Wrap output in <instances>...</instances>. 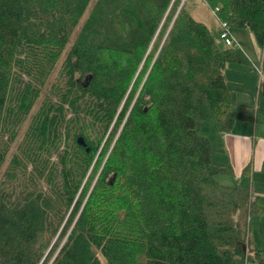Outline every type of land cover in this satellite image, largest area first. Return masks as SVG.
Returning a JSON list of instances; mask_svg holds the SVG:
<instances>
[{"label":"trees","instance_id":"trees-1","mask_svg":"<svg viewBox=\"0 0 264 264\" xmlns=\"http://www.w3.org/2000/svg\"><path fill=\"white\" fill-rule=\"evenodd\" d=\"M91 1L0 0V264L264 263L248 241L264 193L219 182L234 168L201 133L264 125V81L234 101L243 58L185 1L85 17ZM205 1L264 47V0Z\"/></svg>","mask_w":264,"mask_h":264},{"label":"crops","instance_id":"crops-1","mask_svg":"<svg viewBox=\"0 0 264 264\" xmlns=\"http://www.w3.org/2000/svg\"><path fill=\"white\" fill-rule=\"evenodd\" d=\"M208 27L216 33L221 30L218 19L217 25H209ZM245 31L248 32L249 30L245 29ZM234 35L236 37L235 33ZM258 46V49H255L252 44L248 45L247 56L252 62L248 59L249 62L244 61L241 64H230L225 69L226 80L232 90L233 99L241 105L255 106L257 104L259 86L261 82L264 81V47L259 44ZM229 69L237 71L238 83H232L230 81L227 75ZM244 70H248V72L259 76L260 82L258 90L255 91V84L249 85L246 83L249 81V78ZM258 71L260 74H258ZM206 125L207 124H204L202 129L205 136H208V133L204 132V127L205 129H209V126ZM213 132L217 135L215 141L209 137L211 135L208 137L212 141L214 160L225 164H231L234 168L233 174H225V176L218 175L217 179H219L221 183H225V180H228L227 182H229V184H234L235 181L229 175L238 176L239 178L249 175V189H251L254 194L264 193V190H254L255 175H258V182H264V171H262V164L264 163V125L257 122L238 121L234 128L226 134H221L216 129ZM247 167L250 168L247 169L245 174L244 170Z\"/></svg>","mask_w":264,"mask_h":264},{"label":"rangeland","instance_id":"rangeland-1","mask_svg":"<svg viewBox=\"0 0 264 264\" xmlns=\"http://www.w3.org/2000/svg\"><path fill=\"white\" fill-rule=\"evenodd\" d=\"M94 1L95 0H92L89 7L87 8L86 13H85V17L88 15L90 9L92 8ZM183 1H185L186 8L190 11V13L197 20L206 23L208 26L209 25H217V17L214 13V10H212V8H210V6L207 4V2L205 0H182V2ZM233 30H234V33L236 34L237 40L240 44V46L236 47V48L240 52V54L243 58V62L244 61L249 62L250 59L247 56L248 45L252 44L255 49H258V47H259L258 44L256 43L254 34L251 33L250 30L248 32L245 31V29L233 28ZM76 32L73 34L70 43L67 45L63 56L71 47V45L75 39ZM220 43H221V45H224L222 43V41ZM244 71H246V74L248 75V78H249L248 79L249 81H247L246 83L249 85L255 84V86H254L256 88L255 91L258 90V85L260 82L259 76H256V74L248 72V70H244ZM258 74H260L259 71H258ZM227 75H228V77L232 83H238L236 70L229 69L227 71ZM205 124H207L206 126H209L210 131L208 128L205 129V127H204V132L208 133L207 134L208 136L211 135L209 137L215 141L216 136H217L216 133L213 132V131H215V129H214L215 127L211 123H205ZM201 133H203V129L201 130ZM211 139H210V141H211ZM219 176H225V174H221ZM229 176H231V178L235 181L234 184H229V182H227L228 180H225L226 182L222 183V184L238 185V183H240L239 185H241L242 187L250 188V177H249V175L243 176V177H246L247 179L243 178V177L239 178L238 176H234V175L233 176L229 175ZM257 176L258 175H255V179H254V181H255L254 190H264V188H263L264 182H258ZM226 178H228V177H226ZM217 180L219 181V179H217ZM253 194H254V192H253ZM248 235H249L248 241H249V246H250L249 247L250 253L254 254L255 250L259 249V250H261L262 256L264 258V215L253 214L250 216ZM248 264H264V263L249 261Z\"/></svg>","mask_w":264,"mask_h":264},{"label":"built area","instance_id":"built-area-1","mask_svg":"<svg viewBox=\"0 0 264 264\" xmlns=\"http://www.w3.org/2000/svg\"><path fill=\"white\" fill-rule=\"evenodd\" d=\"M214 13H216V11H214ZM221 27L222 29L219 32V39L222 40L228 46L239 47L240 44L236 39V37L234 36L228 22L222 21Z\"/></svg>","mask_w":264,"mask_h":264},{"label":"water","instance_id":"water-1","mask_svg":"<svg viewBox=\"0 0 264 264\" xmlns=\"http://www.w3.org/2000/svg\"><path fill=\"white\" fill-rule=\"evenodd\" d=\"M78 142H79V144H81V145H83L85 147L87 146V143H86V141H85V139L83 137H79ZM87 151H90L89 147H87ZM114 179H115L114 177L111 179L112 183H113ZM245 251H247L246 248H245Z\"/></svg>","mask_w":264,"mask_h":264}]
</instances>
